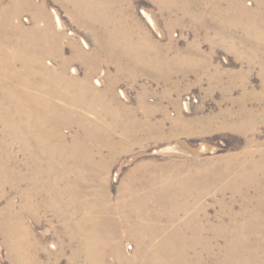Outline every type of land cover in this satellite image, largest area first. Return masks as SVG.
<instances>
[{
    "label": "rangeland",
    "instance_id": "1",
    "mask_svg": "<svg viewBox=\"0 0 264 264\" xmlns=\"http://www.w3.org/2000/svg\"><path fill=\"white\" fill-rule=\"evenodd\" d=\"M71 5L0 0V179L58 180L75 201L26 215L39 264H86L81 224L106 264H264V0H123L139 56ZM2 229L0 263L15 264Z\"/></svg>",
    "mask_w": 264,
    "mask_h": 264
},
{
    "label": "bare ground",
    "instance_id": "2",
    "mask_svg": "<svg viewBox=\"0 0 264 264\" xmlns=\"http://www.w3.org/2000/svg\"><path fill=\"white\" fill-rule=\"evenodd\" d=\"M66 1H69V4L71 3L74 7V14L76 15H80L81 16H84L85 18H88V19H91V20H100V22H103L104 24V28L106 29H109L111 28L112 30V34H114V37L116 38L115 40H111V44H117L119 45L120 47H126V48H131V50L134 52V54H138V56L140 55V53H137L136 50H143L145 51L146 48H149V45L148 43L146 42L144 45H141L139 42H134L130 39V29L129 26L126 24V19H124L125 17L131 15V14H128L127 13V10H126V7H123V0H66ZM29 2L30 1H26L27 5L29 6ZM13 4V3H11ZM125 4V2H124ZM192 4V3H191ZM71 5V6H72ZM127 5V4H126ZM131 5V4H129ZM9 6V5H8ZM31 6V5H30ZM42 6V5H41ZM12 7H14L12 5ZM35 7V6H34ZM44 7V6H43ZM130 7V6H129ZM6 8V7H5ZM9 8V7H8ZM11 8V7H10ZM42 8V7H41ZM45 8V7H44ZM4 9V8H3ZM2 9V10H3ZM73 9V8H71ZM1 10V9H0ZM11 11V9H10ZM72 11V10H71ZM4 12V11H3ZM8 13L10 14L9 16H5L6 19L5 20H9L7 21L8 23H10L11 21V16L14 17V10H12V12L10 13L8 11ZM7 13V14H8ZM131 13V11H130ZM5 14V13H4ZM3 14V15H4ZM0 14V16H3ZM14 15V16H13ZM46 17V16H45ZM2 18V17H1ZM47 18V17H46ZM76 18V17H75ZM128 18V17H127ZM61 21V20H60ZM6 22L7 26H8V23ZM61 23V22H60ZM59 23V24H60ZM128 23V22H127ZM62 24V23H61ZM5 26V25H4ZM17 26V24H16ZM20 26V25H19ZM50 26V25H49ZM52 26V25H51ZM12 27V26H11ZM5 29V28H4ZM40 29V27H39ZM49 29V28H48ZM8 30V29H7ZM10 30V29H9ZM46 30V29H45ZM52 30V29H51ZM146 30V29H145ZM49 31V30H47ZM11 32V31H10ZM18 32V31H17ZM34 32V31H33ZM38 32V31H37ZM44 32V31H43ZM136 32V31H135ZM15 33V32H14ZM21 33V32H20ZM25 33V32H24ZM27 33V32H26ZM49 33V32H48ZM1 34V33H0ZM3 34V33H2ZM39 34V33H38ZM33 35V34H32ZM44 35V34H43ZM49 35V34H48ZM53 35V34H52ZM37 36V34H36ZM41 36V35H40ZM46 36V35H45ZM44 36V37H45ZM62 36V35H61ZM135 36V35H134ZM3 37V36H2ZM27 37V36H26ZM39 37V36H38ZM113 37V35H112ZM35 38V37H34ZM41 38V37H40ZM55 38V37H54ZM60 38V37H59ZM65 38V36H64ZM2 38H0V48L6 46L5 43H4V40L2 41L1 40ZM21 39V38H20ZM26 39V38H25ZM48 39V38H47ZM57 39V38H56ZM61 39V38H60ZM144 39V38H143ZM142 39V40H143ZM22 40V39H21ZM35 40V39H34ZM15 41V40H13ZM12 41V42H13ZM17 41V40H16ZM54 41V40H53ZM110 41V40H109ZM140 41V40H139ZM145 41V40H144ZM19 42V41H18ZM21 42V41H20ZM37 42V41H36ZM35 42V43H36ZM108 42V41H107ZM9 43V42H8ZM39 43V42H38ZM47 43V42H46ZM55 43V42H54ZM63 43V42H62ZM73 43V42H72ZM105 43V42H104ZM7 44V43H6ZM26 44V43H25ZM53 44V43H52ZM14 45L16 44H13L11 45L12 48L14 49ZM27 45V44H26ZM44 45V44H43ZM63 45V44H62ZM39 46V45H38ZM37 46V47H38ZM49 46V45H48ZM60 46V45H59ZM24 47V46H23ZM36 47V46H35ZM54 47V46H53ZM6 48V47H5ZM18 48V47H17ZM32 48V47H31ZM46 48V47H45ZM11 49V48H10ZM36 49V48H35ZM63 49V48H62ZM157 49V48H156ZM4 50V49H3ZM7 50V49H6ZM16 50V49H15ZM34 50V49H33ZM38 50V49H37ZM53 50V49H52ZM78 50V49H77ZM76 50V51H77ZM14 51V50H13ZM19 51V50H18ZM57 51V50H56ZM64 51V50H63ZM48 52V51H47ZM2 53V52H1ZM17 53V52H16ZM22 53V52H21ZM32 53V52H31ZM78 53V52H77ZM9 54V53H8ZM23 54V53H22ZM38 54V53H37ZM51 54V53H50ZM53 54V53H52ZM35 55V54H34ZM42 55V54H41ZM144 55V54H143ZM14 57H11L12 58V62H14V60H19V58L15 57L16 55H13ZM21 56V55H20ZM81 56V55H80ZM135 56V55H134ZM58 57V56H57ZM32 58H33V61H32ZM37 60H35V59ZM71 58V57H70ZM75 58V57H74ZM23 59V58H21ZM27 59V58H26ZM27 61V60H26ZM36 61L40 62L41 61V58L37 55L36 57L35 56H31V58L29 59L28 62L31 63ZM144 61V60H143ZM13 64V63H11ZM33 64V63H32ZM38 65V64H36ZM11 66V65H10ZM13 66V65H12ZM32 68V71H36V67L33 65L31 66ZM35 68V70H34ZM30 70V69H29ZM38 70V69H37ZM45 71V69H43ZM39 71V70H38ZM37 71V72H38ZM41 71V70H40ZM67 71V70H66ZM27 72V71H26ZM46 73H44L46 76H48L47 78H51V77H58L59 75H54L52 73H49V71H45ZM16 73V72H15ZM30 73V72H28ZM32 73V72H31ZM43 73V72H42ZM40 73V74H42ZM37 74V73H36ZM33 75V74H31ZM39 75V74H38ZM37 75V76H38ZM17 76V75H15ZM19 76V75H18ZM25 76V75H24ZM27 76V74H26ZM34 76V75H33ZM60 76H63V75H60ZM25 78V77H24ZM62 78V77H61ZM58 79L59 81L61 80ZM69 78V77H68ZM30 79V78H29ZM28 79V80H29ZM44 79V78H43ZM53 79V78H51ZM74 79V78H73ZM63 80H66L63 79ZM71 80V79H70ZM44 81V80H43ZM48 81V80H47ZM51 81V80H50ZM53 81V80H52ZM56 81V80H55ZM72 81V80H71ZM45 82V81H44ZM68 82V81H67ZM66 81H60L59 84L62 83V85H60L59 87H61V93H71L73 92V87L71 88V83H67ZM52 83V82H51ZM58 83V82H57ZM56 83V84H57ZM65 83V84H64ZM26 84V83H25ZM45 84V83H44ZM47 84V83H46ZM67 84V85H66ZM55 85V84H54ZM76 85V84H75ZM75 85L73 84L74 88H75ZM62 86L65 88V89H62ZM45 87V86H44ZM54 87V86H52ZM50 88V87H49ZM84 88V87H83ZM18 89V88H17ZM56 89V88H55ZM82 89V88H81ZM85 89V88H84ZM43 90V89H42ZM76 90V89H75ZM59 91V90H58ZM82 91V90H81ZM88 91V90H87ZM47 92V91H45ZM81 93V92H80ZM60 94V93H59ZM76 94V93H75ZM58 96V94H57ZM73 97V96H72ZM76 97V96H75ZM41 105V104H40ZM38 116V115H37ZM39 117V116H38ZM37 118V117H36ZM45 118V117H44ZM36 120V119H35ZM41 133V132H40ZM42 135V134H41ZM54 135V134H53ZM62 136V135H61ZM44 137V136H42ZM56 137V136H54ZM146 137V136H145ZM41 139V138H39ZM56 139V138H55ZM48 145V143H47ZM47 147V146H46ZM52 148V147H50ZM53 149V148H52ZM50 149V151L52 150ZM46 150V149H45ZM49 151V150H48ZM47 152V151H46ZM263 156V155H262ZM61 158V157H60ZM264 160V159H263ZM3 161V160H2ZM264 162V161H263ZM262 162V163H263ZM1 163V162H0ZM12 163V162H11ZM2 164V163H1ZM35 165V164H34ZM254 165V164H253ZM260 165V164H259ZM264 165V164H263ZM33 166V165H32ZM52 166V165H51ZM256 166V165H255ZM1 167V166H0ZM3 168V167H2ZM18 168V167H17ZM57 168L56 164L53 165L51 167V169H53V171ZM71 168V167H70ZM255 168V167H254ZM11 169V168H10ZM14 170V169H13ZM18 170V169H17ZM35 170V169H34ZM259 170V169H258ZM16 171V170H15ZM31 171H32V168H31ZM256 171V170H255ZM264 171V170H263ZM1 172V171H0ZM7 172V171H6ZM14 172V171H13ZM22 172V171H21ZM29 172V171H28ZM40 172V171H39ZM258 172V171H257ZM18 173V172H17ZM59 173V172H58ZM72 173V172H71ZM73 173H76V172H73ZM2 175V173H1ZM12 176L11 177H15V175H13V173L11 174ZM40 175V174H39ZM71 175V174H70ZM258 175V174H257ZM4 176V175H3ZM2 176V177H3ZM6 176V175H5ZM8 176V175H7ZM23 176L25 177V175L23 174ZM264 176V175H263ZM261 176V177H263ZM24 177H15L14 179L10 178L9 179H6L4 181H2L0 179V200L2 198H5V197H8V200H7V203L6 205L4 206L3 210L0 211L2 212L1 214V222L2 223V230H4L8 236V241H7V244L9 245V248H10V253L12 255V258L14 260V263L15 264H39L41 263V260H40V255L42 253V250H41V239L38 238L37 234L35 233V227L28 224L27 221L25 220V217H27L26 215L28 213L32 214L36 220L39 221V212L41 211V208L43 206H46L47 204L48 205H52L53 207L57 208L56 209V212L59 213V214H64V210H66L68 207H71L73 205V203L75 202L74 201V197H73V193H72V189L71 187H61L60 185H58L59 181L58 180H53L51 182H48V181H41L39 180L38 178L36 179L35 175L33 176V179L35 181H37L35 184L36 186H33V187H28V188H22V183L23 180H25ZM59 180H60V174H58V176H56ZM60 177V178H59ZM257 178V177H256ZM62 179V178H61ZM67 179V178H66ZM27 180V179H26ZM32 180V179H31ZM30 180V181H31ZM65 180V179H64ZM107 180V179H106ZM132 180V179H130ZM39 181V182H38ZM62 181V180H61ZM67 181V180H66ZM32 182V181H31ZM134 182V181H133ZM41 183V184H40ZM107 183V182H106ZM152 183V182H151ZM10 184V188L12 190H15V191H20L21 192V195L24 197V202L23 204L20 205V208H17V203H16V200H14L13 197H9L10 194L9 192L6 190L7 189V186H9ZM26 184V183H25ZM68 184V183H67ZM128 184V182H127ZM43 186V191L48 193L49 190L51 189L53 194H54V197H55V200H52L53 201H48V199H45L43 198L42 200H39L40 198V195L43 193L41 192V187ZM73 185V184H72ZM71 185V186H72ZM75 185V184H74ZM151 185V184H150ZM148 185V186H150ZM130 186V185H129ZM138 186V185H137ZM74 187V186H73ZM145 187V186H144ZM105 188V187H104ZM140 188V187H139ZM151 188V187H150ZM75 189V188H74ZM73 189V190H74ZM131 189V188H129ZM107 190V189H106ZM124 192V191H123ZM76 195L78 194L75 193ZM107 194V193H106ZM20 195V193H19ZM43 195V194H42ZM106 196V195H104ZM65 198H67L68 200H64ZM77 198V197H76ZM109 198V197H107ZM127 198V197H126ZM88 199V198H87ZM78 200V199H77ZM76 200V202H77ZM86 200V199H85ZM93 200V199H92ZM106 199L103 198L102 202L100 201H95L97 203V205L95 206V208H98L100 207L99 205L101 206H105L106 204ZM63 201V206H61V203ZM79 201V200H78ZM84 201V200H83ZM85 202V201H84ZM89 202V201H88ZM141 202V201H140ZM158 202V201H157ZM161 202V201H160ZM167 202V201H166ZM21 203V202H20ZM110 203V202H108ZM76 204V203H75ZM79 204V203H78ZM92 204V203H91ZM140 204V203H139ZM144 204V203H143ZM147 204V203H146ZM19 205V204H18ZM110 205V204H109ZM83 206V204H82ZM88 206V205H87ZM108 206V205H106ZM149 206V205H148ZM51 207V206H50ZM86 207V205H85ZM93 207V206H92ZM91 207V209H92ZM123 207V205H122ZM77 208V207H76ZM108 208V207H106ZM105 207L103 209H106ZM114 208V207H113ZM140 208V207H139ZM78 209V208H77ZM116 209V208H115ZM82 210V209H80ZM84 210V209H83ZM89 210V209H87ZM108 210V209H107ZM133 210V209H132ZM135 210V209H134ZM140 210V209H139ZM143 210V209H142ZM184 210V209H183ZM91 211V210H90ZM94 211V210H93ZM96 211V210H95ZM118 211V209H117ZM137 211V210H136ZM228 211V210H227ZM4 212V214H3ZM73 212V211H72ZM89 212V211H88ZM105 212V211H104ZM70 213V212H69ZM96 213V212H95ZM98 213V212H97ZM117 213V212H116ZM124 213V212H123ZM42 214V213H41ZM107 214V213H106ZM126 214V213H124ZM123 214V215H124ZM148 214V213H147ZM182 214V213H181ZM75 215V213H74ZM138 215V214H137ZM152 215V214H151ZM86 216V215H85ZM89 216V214H88ZM93 216V215H92ZM125 216V215H124ZM127 216V215H126ZM153 216V215H152ZM90 217V216H89ZM88 218V217H87ZM144 218V217H143ZM142 218V219H143ZM64 219L66 222L70 221V216L69 214L68 215H65L64 216ZM110 219V218H109ZM127 219V218H126ZM91 220V219H89ZM35 221V220H34ZM93 221V220H92ZM111 221V220H110ZM71 222V221H70ZM113 222V221H112ZM129 222V221H128ZM134 222V221H133ZM141 222V221H140ZM138 222V223H140ZM151 222V221H150ZM172 222V221H171ZM40 223V222H39ZM85 223V222H84ZM94 223V222H93ZM127 223V222H126ZM132 223V222H131ZM130 224V223H129ZM141 224V223H140ZM146 224V223H145ZM69 225V224H68ZM93 225V224H92ZM98 225H100L98 223ZM136 225V224H135ZM144 225V224H143ZM124 226V225H123ZM169 226V225H168ZM167 226V227H168ZM92 227V226H91ZM96 227V226H94ZM93 227V228H94ZM130 227V226H129ZM142 227V226H141ZM147 227V226H146ZM149 227V226H148ZM156 227V226H155ZM163 227V226H162ZM70 228V227H69ZM80 228V234L81 236L83 237L84 235V238H85V242H86V247L84 245V253H85V256H86V264H106L105 261L100 258L101 257V251L99 252V249L97 248L99 243L96 242L94 243L93 245H95L93 247V249L91 250L90 249V245L92 244L91 241L94 240V236H92V234L88 231L89 228H88V225H85V224H81V226L79 227ZM98 228V226H97ZM101 228V227H100ZM105 228V226H104ZM139 228V227H138ZM95 229V228H94ZM93 229V231H94ZM108 229V228H107ZM125 229V228H124ZM144 229V228H143ZM152 229V228H151ZM111 230V229H110ZM113 230V229H112ZM134 230V227L133 229ZM145 230V229H144ZM164 230V229H163ZM223 230V229H222ZM226 230V229H225ZM91 231V229H90ZM100 231V230H99ZM114 231V230H113ZM146 231V230H145ZM152 231V230H151ZM157 231V230H156ZM97 232V230H96ZM95 232V233H96ZM101 232V231H100ZM116 232V231H115ZM162 233V232H161ZM225 233V232H224ZM110 234V233H109ZM108 234V235H109ZM165 234V233H164ZM140 235V234H139ZM148 235V234H146ZM100 236V235H99ZM114 236V235H113ZM152 236V235H151ZM79 237V236H78ZM98 237V236H97ZM109 237V236H108ZM133 237V236H132ZM140 237V236H139ZM148 237V236H147ZM153 237V236H152ZM156 237V236H155ZM158 237V236H157ZM156 237V238H157ZM42 238V237H41ZM66 238V237H65ZM136 238V237H135ZM97 239V238H96ZM106 239H108L106 237ZM103 240V238H102ZM118 240V239H117ZM121 240V239H120ZM119 240V241H120ZM141 240V239H140ZM144 240H147V239H144ZM96 241V240H94ZM105 241V240H104ZM114 241V240H113ZM137 241V240H136ZM150 241V239H149ZM155 241V240H154ZM84 242V243H85ZM100 242V241H99ZM143 242V241H142ZM141 242V243H142ZM151 242V241H150ZM149 242V245H152L153 242L150 243ZM45 243V242H44ZM70 243V242H69ZM102 243V242H101ZM119 243V242H118ZM139 243V242H138ZM97 244V245H96ZM117 244V242L115 243V245ZM121 244V243H120ZM137 244V243H136ZM41 245V246H40ZM108 245V244H107ZM123 245V243H122ZM142 245V244H141ZM154 245V244H153ZM114 246V245H113ZM147 246V245H146ZM142 247V246H141ZM69 248V247H68ZM97 248V249H96ZM140 248V247H139ZM144 248V247H143ZM228 248V247H227ZM231 248V247H230ZM106 249V248H105ZM147 249H148V246H147ZM79 250V249H78ZM112 250V249H111ZM118 250V249H117ZM120 250V249H119ZM141 250V249H140ZM219 250V249H218ZM222 250V249H221ZM47 252V251H46ZM49 252V251H48ZM53 252V251H52ZM119 252V251H118ZM146 252V250H145ZM226 252V251H225ZM114 254V253H113ZM116 254V253H115ZM120 254V253H119ZM126 254V253H125ZM118 255V254H117ZM123 255V254H122ZM236 255V254H235ZM57 256V255H56ZM60 256V255H59ZM103 256H106V255H103ZM102 256V257H103ZM121 256V254H120ZM138 256V255H137ZM141 256V255H140ZM47 257V256H46ZM52 257V256H51ZM62 257V256H61ZM131 257V256H130ZM237 257V256H236ZM239 257V256H238ZM237 257V258H238ZM71 258V257H70ZM107 258V256H106ZM116 258V257H115ZM118 258V257H117ZM145 258V257H144ZM231 258V257H230ZM242 258V257H240ZM52 259V258H50ZM78 259V258H77ZM130 259V258H129ZM147 259V258H146ZM154 260V259H153ZM223 260V259H222ZM233 260V259H232ZM50 261V260H49ZM54 261V260H53ZM57 261V260H56ZM121 261V260H120ZM134 261V260H132ZM145 261V260H143ZM147 261V260H146ZM199 261V260H198ZM226 261V260H225ZM224 261V262H225ZM237 261V260H236ZM223 262V263H224ZM51 263V262H50ZM72 263V262H71ZM148 263V262H147ZM197 263V262H196ZM229 263V262H228ZM234 263V262H232ZM1 264V263H0ZM44 264H48V263H44ZM143 264V263H142ZM146 264V263H145ZM190 264V263H189ZM200 264V263H199ZM204 264V263H202Z\"/></svg>",
    "mask_w": 264,
    "mask_h": 264
},
{
    "label": "crops",
    "instance_id": "3",
    "mask_svg": "<svg viewBox=\"0 0 264 264\" xmlns=\"http://www.w3.org/2000/svg\"><path fill=\"white\" fill-rule=\"evenodd\" d=\"M131 52H132V51L125 50V51H124V56H126V57L130 56V59H131V60H135V61L137 60V62L142 61V59H134V58H133V54H132ZM143 60H144V62H145V61L148 62L150 59L147 61V60H145V59L143 58Z\"/></svg>",
    "mask_w": 264,
    "mask_h": 264
}]
</instances>
